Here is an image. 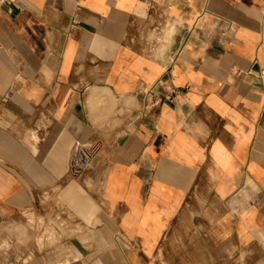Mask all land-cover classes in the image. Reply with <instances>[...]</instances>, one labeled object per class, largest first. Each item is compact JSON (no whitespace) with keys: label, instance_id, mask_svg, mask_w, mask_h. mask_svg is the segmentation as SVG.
Segmentation results:
<instances>
[{"label":"crops","instance_id":"1","mask_svg":"<svg viewBox=\"0 0 264 264\" xmlns=\"http://www.w3.org/2000/svg\"><path fill=\"white\" fill-rule=\"evenodd\" d=\"M263 10L0 1L9 264H264Z\"/></svg>","mask_w":264,"mask_h":264},{"label":"built area","instance_id":"2","mask_svg":"<svg viewBox=\"0 0 264 264\" xmlns=\"http://www.w3.org/2000/svg\"><path fill=\"white\" fill-rule=\"evenodd\" d=\"M2 1V0H0ZM262 17L264 18V10L262 13ZM259 78L261 81V84L264 86V72L259 73ZM162 83L160 80L156 82L155 85H153L144 95V102L147 106L150 104V97L152 96V92L155 90V88L158 86H161ZM165 98H170V93L164 94ZM91 157V152L88 150L84 144L75 141L72 145L71 151H70V158H69V165H68V173L71 176L77 177L82 173L83 168L85 165L89 162Z\"/></svg>","mask_w":264,"mask_h":264},{"label":"rangeland","instance_id":"3","mask_svg":"<svg viewBox=\"0 0 264 264\" xmlns=\"http://www.w3.org/2000/svg\"><path fill=\"white\" fill-rule=\"evenodd\" d=\"M7 243L5 241H0V264H9L8 257H7ZM4 255L1 257V254Z\"/></svg>","mask_w":264,"mask_h":264}]
</instances>
